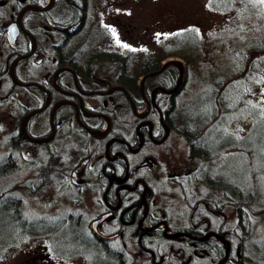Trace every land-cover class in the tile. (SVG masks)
<instances>
[{
    "label": "rangeland",
    "instance_id": "obj_1",
    "mask_svg": "<svg viewBox=\"0 0 264 264\" xmlns=\"http://www.w3.org/2000/svg\"><path fill=\"white\" fill-rule=\"evenodd\" d=\"M88 1L87 21L99 22L96 38L110 43L108 47L116 44L117 50L122 51L121 56L128 60L130 74L139 75L146 63H154L157 67L164 65V68L172 65L182 71L173 83L158 81L161 87L171 89L179 80L181 88H177L173 99L174 128L159 147L153 149L147 143L142 149L141 154L152 156L151 168L143 167L136 172L132 171L133 166L130 168L132 178L142 177L148 186L143 198L148 202L151 223L138 225L148 229V234L141 236L140 243L132 236V229L124 228L119 231L121 237L107 242V246L112 251H121L126 264H216L210 246L204 241L217 229L233 228L236 224L235 213L224 201L220 189L237 186L234 182H239L247 190H253L257 201L264 196V173H261L264 171V60L258 70L253 69L248 74L251 87L242 99L238 100L234 94L233 98L238 100L234 104L236 107L232 106L234 109L228 111L218 103V95L238 76L234 75L235 68L241 64L245 66L247 58L257 53L256 44L264 43V7H259L255 1L248 8L238 10L236 0H232L233 8L226 11L212 9L210 0ZM63 11V5L59 4L47 16L54 14L56 18ZM6 22V19L1 21ZM109 69L97 67V72L106 74ZM244 72L246 70L242 74ZM6 77H0V162L10 153L16 156V161L14 169L0 177V193L15 185L33 187L34 168L45 163L42 145L18 137L20 125L25 121L24 114L40 107L42 96L20 89L9 91ZM140 81L138 78V85ZM151 86V82L143 84L144 90ZM161 95L162 92H155L154 100L160 97L159 103L164 107L168 97ZM68 110V107L62 108L55 117ZM135 111L142 113L143 109ZM212 112L215 115L210 117ZM125 113L129 118L128 136L132 130L129 107ZM28 120L26 133L29 137H43L48 133V111L35 112ZM183 123L187 135L195 134L194 140L208 146L205 149L202 144L196 146L195 153L201 156L190 153L192 139L184 136ZM72 129L68 132L71 134L69 144H77L81 136L78 131L72 134ZM61 131L58 129L49 143L52 151L63 144ZM72 148L67 162L70 177H65L64 182L38 197L27 196L22 190L4 194V198H20L21 217L37 228L22 226L14 209L8 203H0V249L13 243L16 246L2 254L0 264H84V256L89 264L109 262V258L99 255L95 244L86 241L95 240L89 224L102 211L103 190L92 187L91 183L96 182L94 175L72 173L79 158L89 155L83 153L84 146L80 145L79 150ZM90 149L88 146L91 152L94 148ZM202 156L209 158L206 160ZM130 160L132 163L135 159L131 156ZM77 182L82 183L78 185ZM67 217L79 219L76 228L65 221ZM157 220L164 221L165 225L159 223L154 227ZM165 226L168 227L166 232ZM117 228L118 223L110 220L100 225L98 231L103 235L115 234ZM171 230L176 231L175 237ZM158 233L173 241L157 239ZM182 233L199 240L182 242L185 238ZM235 234H239V230ZM228 235L233 236V233L228 232ZM263 240L264 221L259 217L253 222L249 249L253 243ZM227 247L224 242L225 252ZM76 254L84 256L64 261L63 256ZM243 255L241 263L252 264V253L244 251Z\"/></svg>",
    "mask_w": 264,
    "mask_h": 264
},
{
    "label": "flooded vegetation",
    "instance_id": "obj_2",
    "mask_svg": "<svg viewBox=\"0 0 264 264\" xmlns=\"http://www.w3.org/2000/svg\"><path fill=\"white\" fill-rule=\"evenodd\" d=\"M88 3V0H0V77H8L9 91L20 89L41 94V106L26 112L23 119L32 112L48 111L49 131L45 136L37 137L48 139L38 143L44 148L45 158L46 153H54L57 165L62 168L69 165L73 146L75 150H79L80 145L86 148L83 153L89 155L80 157L78 165L71 171L76 175L80 172H86L90 177L94 175L96 182L91 183L92 187L103 190V208L93 221L104 214L107 217L97 224L95 232L91 228L92 222L89 229L96 240L106 243L121 237L119 231L124 228L132 229L133 237L138 235L137 229L141 231L139 235L147 232L148 229L138 225L151 222L148 202L143 198L148 186L142 177L133 179L130 168L133 166V172L143 167L151 168V154H141V151L147 143L153 149L162 145L170 130L165 124V106L161 107L160 97L154 100L155 89L164 88L158 83L159 73L152 74L155 71L148 67L139 75L130 74L128 60L121 56L122 51L117 50L116 44L108 47L110 43L96 38L99 22L87 21ZM59 4L63 5L64 11L56 18L54 14L47 16ZM4 19L7 22L1 23ZM97 67L110 69L100 75ZM138 78L141 85H138ZM148 82L152 86L144 90L143 84ZM163 95L169 98L172 94ZM64 107L69 110L55 117V113ZM128 107L132 130L127 136L129 118L125 111ZM137 109H143V112L139 114ZM58 129L62 130L63 144L52 151L49 143ZM70 129L72 134L80 133L77 144H69ZM20 136L28 140L21 132V125ZM88 146L94 148L92 152ZM131 156L135 159L132 163ZM81 183L77 182L78 185ZM110 220L118 223V233H99V226ZM154 223V227L159 223L165 225L162 220ZM167 230L165 226L164 231ZM175 234L172 233L174 237ZM182 235L195 239L185 233Z\"/></svg>",
    "mask_w": 264,
    "mask_h": 264
},
{
    "label": "trees",
    "instance_id": "obj_3",
    "mask_svg": "<svg viewBox=\"0 0 264 264\" xmlns=\"http://www.w3.org/2000/svg\"><path fill=\"white\" fill-rule=\"evenodd\" d=\"M84 1V0H83ZM232 0H210L209 6L218 11H226L228 9L233 8V4L237 2L238 4V10L240 8H248L249 5L253 4V2H257V0H236L234 3ZM258 3V2H257ZM259 7H264V4L258 3ZM257 53L255 55H252V57L247 58L245 66L238 65L236 70L234 71V75L236 78H234L233 81H231L229 84L226 85L225 90L222 91L218 95V103L222 104L223 108L227 107L228 111L230 109H234L236 106V103L238 100L242 99V96L244 92L247 91L251 87L249 84V76L248 74L252 73V70H258L260 64L263 63L264 60V43L262 44H256L254 47ZM154 64V63H153ZM150 67L148 63L145 64V66L142 68V70L148 69L150 71H159V80L166 82L167 84H170L171 82L177 80L179 77V71L172 65H168L167 67L163 68L161 70V67H157L153 65ZM246 70L242 74V72ZM260 70V69H259ZM241 72V73H240ZM168 88V87H166ZM181 86L178 88L180 89ZM178 90L174 92L170 97L168 98L167 104L165 108L163 109V112L165 114L166 120L165 124L168 126L170 132L174 128L173 121H175L176 117H174V105H173V99L174 96L177 94ZM237 96V99H234L233 96ZM161 96H164L163 93ZM224 98V100H223ZM236 101V102H235ZM225 103V104H224ZM235 104V105H234ZM230 106V107H229ZM235 106V107H232ZM242 107V105H241ZM225 111V110H224ZM215 115V112H212V115L210 117H213ZM185 123L182 124V130L185 132L184 136L192 139V143L189 144V151L192 155H199L198 153H195V150L197 149L196 146L202 144V147L208 148L207 145L203 144L202 141L194 140L196 137L194 135H187V130L183 126ZM243 138V137H242ZM194 140V142H193ZM20 141V140H17ZM13 141V142H17ZM47 156L45 158V163L39 166H36L34 168L35 170V181L33 187L29 186L28 184H21V185H15L11 189H8L6 191H3L0 193V203H8L14 210L16 219L19 223L22 224V226H29L31 228H37L34 226V224H28L25 219H23L19 213V206H20V198H14L11 196H7L4 198V194L11 193L14 190H22L23 194L30 196V197H38L41 196L42 193L49 189L56 187L57 184H60V182H64V178L68 176V171L66 165H63L62 168L57 165V159L54 155V153H46ZM201 156V155H199ZM204 159H208L209 157H203ZM16 161V156H14L12 153L8 154L3 161L0 162V177L2 175H5L10 172V170L14 169ZM259 165V164H257ZM261 173H264V171H261ZM210 175V173H209ZM207 179V178H206ZM206 179H204L206 181ZM208 182L209 179H207ZM237 184V186L233 187H224L220 189L222 190V196L225 202L228 203V205H231V212L235 213L236 216V224L233 228H229L231 230L219 228L217 229L214 234L220 235L223 239L219 240L217 237L212 235V237L207 238L204 241V244H207L210 246L211 252L215 256L216 264L222 260L225 256L224 252V242L228 244V251L225 261L222 264H242L241 261L244 257V251L251 252L253 255L252 264H264V240L258 241L253 243L251 248L249 249V241L251 237V232L253 230V222L259 217L264 221V196H262L261 201H257L256 195L254 194L253 190L250 188L247 190L245 186H243L242 183L234 182ZM212 188V187H211ZM219 190V189H218ZM21 192V191H20ZM227 193L229 195H227ZM201 200V199H200ZM202 201V200H201ZM216 202V200L214 201ZM260 202V203H259ZM77 218L79 216L77 215ZM75 219L73 217H67L65 221L71 223L70 225L77 227V222L79 219ZM147 223H151L148 222ZM137 224V221H135V225ZM42 225V223H41ZM40 225V226H41ZM137 229V228H136ZM239 230V234H235ZM138 235L135 236L140 243H141V236H145L146 232H142V235H139L141 232L139 229H137ZM173 234L176 233V231L171 230ZM228 232L233 233V236L228 235ZM159 234V233H158ZM200 234L199 236H201ZM152 237V236H150ZM95 239V238H94ZM157 239H161L165 242V240L173 241L165 239L159 234V237ZM192 239L185 237L181 241L187 242L191 241ZM88 242H92L95 244L96 248L99 250V255L102 258H109V262L104 261V264H126L125 259L123 257V254L119 250H111V247L107 246V242H99L98 240H86ZM180 240H177L176 242L179 243ZM16 248L15 243L8 245L7 248L2 247L0 249V259L2 254L8 251V249ZM84 255L76 254V255H70V256H63L64 261L66 262L68 258H76ZM84 264H89L86 257Z\"/></svg>",
    "mask_w": 264,
    "mask_h": 264
},
{
    "label": "water",
    "instance_id": "obj_4",
    "mask_svg": "<svg viewBox=\"0 0 264 264\" xmlns=\"http://www.w3.org/2000/svg\"><path fill=\"white\" fill-rule=\"evenodd\" d=\"M174 62H176V61H174ZM163 68H164V65L161 67V70H162ZM157 73H159V71H155V72L152 73V74H157ZM181 75H182V71H181V69H180V71H179V77H180ZM178 87H179V80H178V82L176 83V85H175L173 88H171V89L156 88V89H155V92H158V91H159V92H163V93H166V94H173L174 92L177 91V88H178ZM33 114H34V112L28 114V115L25 117V119H24L25 121H24V123L21 125V132L23 133L24 137L27 138L29 141H31V142H35V143H43V142L47 141L48 139H43V138H31V137H28V136L26 135V132H25V123H26L27 118L30 117V116L33 115ZM106 217H107V214H104V215H102L101 217H99L98 219L92 221V223H91V228H92V230H93L94 232L96 231V226H97V224H99L100 222H102ZM213 235L215 236V234H213ZM107 238H108V239H111V238H113V237H107ZM218 239H219V238H218ZM226 249L228 250V247H227ZM226 256H227V252H226V255L224 256V258H223L222 260H220L218 264H222V263L225 261Z\"/></svg>",
    "mask_w": 264,
    "mask_h": 264
},
{
    "label": "snow or ice",
    "instance_id": "obj_5",
    "mask_svg": "<svg viewBox=\"0 0 264 264\" xmlns=\"http://www.w3.org/2000/svg\"><path fill=\"white\" fill-rule=\"evenodd\" d=\"M258 3L260 4H264V0H257ZM125 47H127V45H124Z\"/></svg>",
    "mask_w": 264,
    "mask_h": 264
},
{
    "label": "bare ground",
    "instance_id": "obj_6",
    "mask_svg": "<svg viewBox=\"0 0 264 264\" xmlns=\"http://www.w3.org/2000/svg\"><path fill=\"white\" fill-rule=\"evenodd\" d=\"M139 114H141V112H138Z\"/></svg>",
    "mask_w": 264,
    "mask_h": 264
}]
</instances>
